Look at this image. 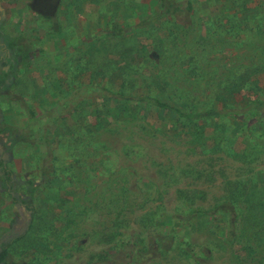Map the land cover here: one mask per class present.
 Wrapping results in <instances>:
<instances>
[{"label": "rangeland", "instance_id": "obj_1", "mask_svg": "<svg viewBox=\"0 0 264 264\" xmlns=\"http://www.w3.org/2000/svg\"><path fill=\"white\" fill-rule=\"evenodd\" d=\"M190 1L191 22L183 23L144 21L159 11V0L0 3V50L11 38L35 53L0 92V158L12 171L11 193L25 198L26 181L38 176L43 161L55 162L58 174L39 187L33 211L11 200L0 175V249L16 232L27 236L10 247L12 258L264 264V201L255 206L264 200V126L248 131L223 117L191 122L116 99L153 94L188 109L220 108L225 82L234 89L238 73L249 68L259 72L256 90L263 92L264 0ZM47 15L59 21L58 32ZM179 52L200 68L179 63ZM252 90L243 95L254 96ZM6 127L26 139L12 143ZM231 190L240 223L236 237L224 239L189 210L208 209ZM167 234L177 244L171 251L143 246ZM125 236L131 243L114 247Z\"/></svg>", "mask_w": 264, "mask_h": 264}, {"label": "trees", "instance_id": "obj_2", "mask_svg": "<svg viewBox=\"0 0 264 264\" xmlns=\"http://www.w3.org/2000/svg\"><path fill=\"white\" fill-rule=\"evenodd\" d=\"M7 1L14 2L15 0H7ZM159 1H160L159 11L157 13H154L151 16V18L149 19L145 18L144 21L152 22L163 17H170V18L178 19L182 23H183L182 20L185 19L191 22L190 15L193 13V4L190 0H183V1L159 0ZM47 16L49 17V22L53 24L52 30L54 32H58L60 28L59 21L52 18V16L49 15ZM262 22L259 23L260 26L262 25ZM230 23L232 28H234L233 23L232 22ZM253 29H256L255 25L253 26ZM112 33L113 35H117V32L115 31ZM224 37L225 35H223V39ZM221 39L222 36L221 38L217 37L213 40V42L220 43ZM4 45L5 48L6 47L8 48V50L9 49L16 50V53L21 52L23 54V60L25 59L28 60L35 55L34 52L28 50L27 45L21 46L17 43L15 39L8 38V42L4 43ZM28 51L30 52L28 53ZM177 57L179 63H183V61H185L184 64H188V68H190V71L196 72V69L198 67L200 68L198 63L197 64L194 63L195 61L189 55L183 54V52L182 53L179 52L177 54ZM17 58H18L17 55L12 57V59L14 60H16ZM16 65H18V62L14 66L13 64H11L10 68L9 69L7 68V70L4 66L0 68V92L4 91L5 89H8L9 85L11 84L12 81L8 82L7 77L11 75L13 76L14 67L17 68ZM256 66L261 67V64H257ZM192 67L194 68L191 69ZM259 69H261L260 72L264 73V66H262ZM207 74L210 75V73ZM238 74H239V78H237V80H235L234 82V89L231 90L230 88L232 82H225V84L223 85L225 91L222 93V96H219V98H217L218 101H221L223 105L220 108H215L214 106H210L208 108L188 109L186 108L187 106L181 107L180 105H177L175 102L162 100L159 96L153 94H143L137 96H131V95L126 96L123 94L122 96H119V98L116 97V99H120L121 101L122 99L121 97H124L123 99H133L134 102L136 103H145L148 105H154L158 108L169 110L179 118H184L191 122H197L198 120L204 118L223 117L226 119L234 120L235 122L240 124V126H243L245 130L248 131L255 130L257 126L263 128L264 89L262 87L263 92L258 94L259 90H256L260 85L257 80L258 75L255 74V72H253V70L250 68L246 69L245 72ZM200 77L201 75L198 74V78ZM195 78L198 79L197 74ZM251 88H254V90H252V93L256 91L254 96H250L247 94L243 95L245 89H247V91H251ZM108 92L112 93L111 90H109ZM78 107L79 105L77 104L74 108L77 110ZM27 109L31 117L36 116V113L32 108L28 107ZM5 129L10 131V135L13 136L12 143L13 141L18 140L19 138L26 139L24 131L21 132L20 135H18L16 134L17 132L16 129L12 130L7 127ZM47 162L43 161V163L40 164V172L37 177L30 178L26 181V188L24 192H26L27 195L25 198H22V197H17L16 195L14 196L10 192V189L12 190L14 187L12 171L8 167L6 161L3 158H0V175H1L2 185L6 189H9V191L8 190L7 191L13 202L24 204L25 208L29 211L34 210V206H32L31 200L35 198L36 192L38 191L39 187L50 186L52 185V183H54V181L58 180V174H57L55 162L54 163L52 162V164L50 165ZM231 192H232L231 193L232 196H227L225 199L219 201L218 203H216L215 205H213L208 209L192 208L189 210V213L191 215L194 214L195 216L202 218L204 222L207 223L209 227V231L212 234L217 236L220 235L224 239H234L238 233V228H239L238 226L240 223V209L233 197L236 191L231 190ZM258 192H261V190H259ZM262 198H264V196H262ZM262 201L264 200L261 199L258 200L255 206ZM218 213L223 214V218H220L218 216ZM175 219L177 221L178 218L175 217ZM184 219L186 218H181L182 221ZM26 237H27L26 234L18 235L13 239L12 242H10L9 245L3 247L0 250V264H27V262L22 261L20 258H12L13 256L10 250V247L13 244L23 240ZM130 243H131L130 240H128L127 236H125L124 238H122L120 243L117 240V242H115L114 247L122 246V245L127 246ZM176 245L177 244L175 242L174 235L172 236L170 234H167L163 238H160V241H158L157 243L154 242L152 244H143V246L147 248L149 246V248L156 253H167L171 251Z\"/></svg>", "mask_w": 264, "mask_h": 264}, {"label": "flooded vegetation", "instance_id": "obj_3", "mask_svg": "<svg viewBox=\"0 0 264 264\" xmlns=\"http://www.w3.org/2000/svg\"><path fill=\"white\" fill-rule=\"evenodd\" d=\"M2 1H7V0H0V3ZM47 19L49 20V17H47ZM9 51H11V50L10 49L8 50L7 47H6V49L3 47V49L0 50V68L2 66H4L6 68V70H7V68L8 69L10 68L11 64H13V66H14L18 62V65H16L17 68L14 67L13 76L11 75V76L7 77V81L8 82H11V81L14 82L15 81V78H16V75H17V71L21 68L22 64H26V63L30 62L33 56L31 55L32 57L30 59H28V60L27 59L23 60V54L21 52L20 53H16V50H13V55H11V52L12 51L10 53H9ZM29 52L30 51H28V53ZM15 55H17V57H18L16 59L17 61L14 60V59H12V57H14ZM4 63H6V64H4ZM7 190L9 191V189H7ZM10 192H11V189H10ZM14 235L16 237V236L21 235V234H19L18 232H16V234H14ZM15 237H13V239Z\"/></svg>", "mask_w": 264, "mask_h": 264}]
</instances>
